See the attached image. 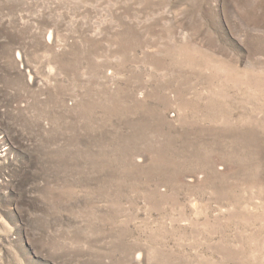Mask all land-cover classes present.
I'll return each instance as SVG.
<instances>
[{"label": "rangeland", "instance_id": "1", "mask_svg": "<svg viewBox=\"0 0 264 264\" xmlns=\"http://www.w3.org/2000/svg\"><path fill=\"white\" fill-rule=\"evenodd\" d=\"M0 264H264V0H0Z\"/></svg>", "mask_w": 264, "mask_h": 264}]
</instances>
